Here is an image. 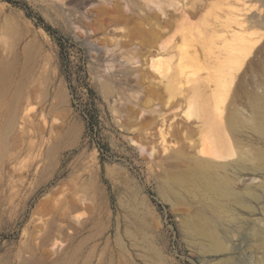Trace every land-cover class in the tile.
Returning a JSON list of instances; mask_svg holds the SVG:
<instances>
[{
	"label": "rangeland",
	"instance_id": "1",
	"mask_svg": "<svg viewBox=\"0 0 264 264\" xmlns=\"http://www.w3.org/2000/svg\"><path fill=\"white\" fill-rule=\"evenodd\" d=\"M149 1L0 0V264H264V134L249 121L264 0ZM229 9L254 17L258 42L232 80L205 41ZM197 81L219 86L235 152L210 168L234 191L213 202L173 184L204 158L185 115ZM204 217L216 238L197 231Z\"/></svg>",
	"mask_w": 264,
	"mask_h": 264
},
{
	"label": "bare ground",
	"instance_id": "2",
	"mask_svg": "<svg viewBox=\"0 0 264 264\" xmlns=\"http://www.w3.org/2000/svg\"><path fill=\"white\" fill-rule=\"evenodd\" d=\"M149 2L151 3L152 0ZM233 4H229L228 6L231 7ZM168 7L174 6L168 5ZM201 7L202 6L194 8V12L191 15L192 18H196L198 14H200ZM205 7L206 6H204V8ZM158 9L162 12L159 7ZM241 12L242 10L239 9H229L228 21H222L220 17L216 18V21L212 24L211 33L205 40L207 42L208 49L211 52V59L213 60V63L229 64V72L226 73L228 80L233 79V71L235 70L234 67L241 65L247 55L256 47L258 43L257 37L253 32L256 24L254 17H246L242 19L243 14H241ZM181 19L183 22H191L190 17H188L185 13L181 14ZM262 20V25H264V16H262ZM145 36H151L152 38L150 37V41H159L161 38V34L157 31H151ZM165 49V45L161 44L159 51H164ZM170 61V58L167 60L160 58L156 59L153 68L158 76L165 77L164 70L169 69ZM174 78L179 84L182 81L191 83L188 80L189 77L187 74L184 75L182 71H180L179 74H175ZM175 83L176 84H174V86L178 84L177 82ZM202 83L204 82L197 81L192 83L193 85H191L185 115L188 118L195 117L200 120V126L197 133L199 135V142L196 146L197 156H204L205 159L201 158L198 160L195 164V168H193V170H191L185 178L177 177L173 184H185L197 190L204 187L207 201L213 202L216 201L214 197H217L216 199H228L234 195V191L231 188L230 182L225 177H216L210 171V168H224L227 165L232 164H216L214 161L218 159L233 158L235 156V152L228 142L224 130V98L221 90H219V86L210 87ZM182 110L184 109L182 108ZM227 120V122H231L233 126H237L239 123V117L235 113L230 114ZM249 121L254 131L259 134H264V90L254 94L253 111ZM153 151L154 150H152V152ZM181 155H177V157H180L179 159H183V155ZM196 229L201 235H203V238L206 237L213 239L216 238L218 233V231L216 232V223L210 217H204L201 219L196 225Z\"/></svg>",
	"mask_w": 264,
	"mask_h": 264
}]
</instances>
